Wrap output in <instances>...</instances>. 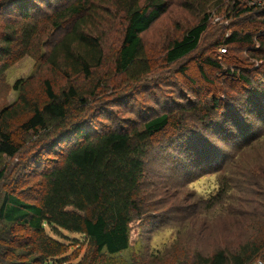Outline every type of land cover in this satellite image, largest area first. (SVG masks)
Returning <instances> with one entry per match:
<instances>
[{"label": "trees", "instance_id": "obj_1", "mask_svg": "<svg viewBox=\"0 0 264 264\" xmlns=\"http://www.w3.org/2000/svg\"><path fill=\"white\" fill-rule=\"evenodd\" d=\"M38 1L53 5L52 0H0V12L8 10L30 20L39 11ZM90 1L73 0L44 12L43 29H37V22L34 28L25 27L21 35L28 39L40 38L47 31L57 34L56 41L47 44L44 40L42 47H50L47 62L68 83L56 88L46 79L42 100L30 102L26 94L19 92V102L0 111V188L8 173L3 160L18 157L27 145L26 150L36 145L49 152L60 143H67L68 147L60 152L59 161L42 174L37 203L26 202L14 192H5L0 197V264H63L68 260L69 244L62 238H70L63 231L81 234L91 248L90 261L79 264H113L131 247V222L144 218L154 208L156 194L146 176V158L159 135L174 129L173 137H169V149L182 151V156L175 157L177 166L182 170L193 163L201 171L221 168L227 160L226 150L206 140L204 131L231 132L224 133L227 135L221 137L223 141L245 145L256 137L255 126L240 118L239 113L243 109L253 112L264 123V82L256 87L250 78L238 74L239 60H234L235 51L243 46H253L257 55L264 53V33H261L264 32V0L255 4H251L254 0H231L229 11L238 17L260 11L255 22L232 30L217 42L225 50L223 53L227 52L221 53L222 57L227 56L228 65L223 73L238 81L240 86L236 90H222L219 96L206 99L196 109L191 108L195 109L191 111L193 117L172 120V113L166 112L146 120L140 128L120 124L95 132V127L86 120L93 92L88 93L82 82L91 79L102 67L105 53L104 42L95 34L96 28L91 23L95 11ZM224 1H207L209 6H203L200 11L203 19L168 48V62L174 63L198 48L209 27L212 10L221 9ZM111 5L116 11L121 10L124 21L116 52V71L141 80L150 73L143 62L141 34L167 8V0H116ZM19 39L20 35L13 29L2 41L10 46ZM259 59L264 63V55ZM208 63L223 71L219 62ZM263 63L259 69H264ZM259 69L253 71L258 73ZM248 89L252 94L247 93ZM191 119L201 127L203 136L192 128L195 124ZM256 167L258 171L261 168ZM18 227L25 229L27 236H20L16 232ZM260 234L238 233L234 243L224 239L223 247L212 254H198L191 264H254L264 256V231Z\"/></svg>", "mask_w": 264, "mask_h": 264}, {"label": "rangeland", "instance_id": "obj_2", "mask_svg": "<svg viewBox=\"0 0 264 264\" xmlns=\"http://www.w3.org/2000/svg\"><path fill=\"white\" fill-rule=\"evenodd\" d=\"M72 1L52 0L53 7L38 1L39 11L33 13L35 18L30 20L21 19L8 10L7 13L0 12V111L16 105L20 100L19 92L26 94L30 102L42 100L46 79L51 80L56 88L68 83L47 62L50 47H42L44 40L47 44L56 41L57 34L47 31L40 38L33 36L28 39L21 35L25 27L34 28L33 24L37 22V29H43L44 12H51ZM114 1H90L95 11L91 23L96 28L95 34L104 42L105 53L102 67L91 79L82 82L88 93L93 92L86 120L95 127V132L120 124L140 128L146 120L166 112L172 113V120L193 117L191 111L200 107L206 99L219 96L222 90L232 92L240 86L237 80L224 75L228 68L227 56L222 57L221 53L225 50L217 42L232 30L255 22L260 11L238 17L230 12L231 0H225L221 9L212 10L209 27L198 48L170 63L166 59L168 48L203 19V12L200 11L203 6H209V0H167V8L149 30L141 34L143 62L148 65L150 73L139 80L117 73L115 68L124 21L121 10L116 11L111 5ZM256 2L260 3L254 0L251 4ZM13 29L21 39L9 46L2 38L7 33L12 34ZM261 33H264L263 30ZM254 51L253 46H243L235 51L234 60H239L238 74L250 78L257 87L262 80L264 82V69H259L263 63L259 57L264 53L257 55ZM210 60L219 62L223 71L211 66L208 63ZM257 69L259 72L255 73L253 70ZM247 93L252 94V90L248 89ZM242 105L244 107V103ZM184 110L189 112L184 113ZM241 112L238 116L253 124L256 134L245 145L227 144L221 137L231 132H203L196 120L191 119L195 124L192 128L198 134L203 132L206 140L226 150L227 160L221 168L200 171L189 163L181 170L176 162L182 151L169 149V137H173L176 131L170 129L156 138L153 150L146 158V176L156 194L154 208L144 218L131 222V247L122 252L113 264H191L198 254H212L223 247L224 239L234 243L238 233L259 236L264 231V134L260 135L264 132V123L253 112H245L244 109ZM67 147V143H60L49 152L33 145L18 157L3 160L4 166H8V173L1 184L0 197L5 192H14L26 202L37 203L42 190V174L59 161L60 152ZM232 161H235L234 164H231ZM256 166H261L259 171ZM253 168L255 170L250 171ZM47 230L53 234L49 228ZM16 232L20 236L28 234L20 227ZM63 232L70 237L69 240L62 238L69 244L68 260L63 264L88 263L92 251L86 238L81 234ZM259 261L264 262V256L254 264Z\"/></svg>", "mask_w": 264, "mask_h": 264}, {"label": "built area", "instance_id": "obj_3", "mask_svg": "<svg viewBox=\"0 0 264 264\" xmlns=\"http://www.w3.org/2000/svg\"><path fill=\"white\" fill-rule=\"evenodd\" d=\"M257 264H264V262H262V261H259V262H257Z\"/></svg>", "mask_w": 264, "mask_h": 264}]
</instances>
